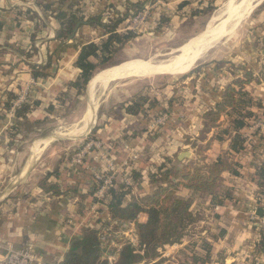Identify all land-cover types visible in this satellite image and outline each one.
Segmentation results:
<instances>
[{
  "label": "crops",
  "instance_id": "obj_1",
  "mask_svg": "<svg viewBox=\"0 0 264 264\" xmlns=\"http://www.w3.org/2000/svg\"><path fill=\"white\" fill-rule=\"evenodd\" d=\"M58 1L0 0V114L4 110V107H7L6 103L9 94L18 95L28 89L29 94L34 99L33 101H36L37 104L35 108L32 106L31 112L23 119L25 127H28V125L34 126V122H40L44 119L49 104H53L56 108L57 98L60 95H67L73 89L78 90L72 84L78 80L81 74V70L76 64L81 47L88 42L100 44L109 35L102 25L95 23L88 24V21H82L78 23L79 26L77 24L71 36L58 40L56 36L60 25L53 17L59 7ZM90 1L91 4L83 3V6L82 4L80 5L82 2L80 0L79 6H82L84 11L91 8V6L99 8L100 11L95 13L94 17L102 15V24L112 25L116 20L120 18L125 19L128 16L129 12H123L122 10L128 8L125 3L131 0H119L120 2L117 0H110L109 2L105 0ZM179 1H181L178 5L179 9H184L189 3V0ZM93 2L95 5H92ZM105 2L118 15V18L109 20V23L103 21L102 6ZM183 3L186 4L181 6ZM44 7L50 9L51 12L47 13ZM52 11H54L53 14ZM124 21L119 25L117 32L122 33L120 29ZM94 32H101L102 34L100 33L101 36L99 38H95L92 36ZM97 40L100 41L98 42ZM46 64L49 65L44 73L35 77L33 75V66ZM115 65L99 68L101 69L100 73L103 74L101 78L102 82L108 79L102 87L93 89L92 86V80L97 75L98 69L93 74L92 79H90L91 82L89 81L90 83L88 82L85 85L90 101L89 110L93 109L92 116L96 109L97 92L106 90L110 85L118 81L121 78V69L127 70L129 67V64ZM191 78L193 79L194 77ZM233 82L234 80L230 85L234 86ZM254 83H256L255 78L251 77L249 82L244 84L243 89L252 97L253 105L249 109L255 113L254 118H256L263 109L264 102H262V95H260L261 99H259L254 93L256 90L253 89V86H259L260 84ZM88 84L90 86L87 88ZM225 86L218 87L216 91H211L212 101L211 99H207V102L205 101L210 107L203 112L204 115L206 113L208 115L211 111H214L217 104L222 101L227 88ZM258 105L261 106L259 107ZM143 110L141 109L138 114H129L123 109L119 112L120 115L117 120L112 123L110 121L109 126L103 127L102 124L96 132L103 134L107 140L113 141L119 138L120 134H124L125 132L132 134L134 131V137L131 142H134V144L140 142L138 145L146 150L144 151V155H146L144 161L140 164L141 167L143 164L144 167L147 164L149 166L152 161L157 160L156 154L160 155L161 161V163L156 165L157 167L164 164L170 167L173 164L178 168L177 170L187 167L193 170L197 166L201 167L204 173H209L210 166L220 157L228 161L232 166L221 172L218 185L213 187L211 191L204 192L188 189L182 184L178 186L176 195L191 202L190 212L194 220L188 224L189 227L187 229L195 224L197 226L198 223L206 224V226L198 232H191L190 230L186 232L185 230L181 241L173 244V246L182 248L188 240L196 239H199L202 244L207 242L211 246V256L204 264H248L254 258L257 259L263 255L262 250H260L262 231L258 226V221L252 217L253 211L257 210L258 214L260 209L261 197L259 194L258 171L260 166L264 164L263 146L261 145V148L257 149L251 141L250 133H248V125L254 118L246 119V127L240 130V134L246 139L244 148L234 151L231 148V144L236 132L231 130L232 118L223 112L214 125L206 126L205 119L207 115L201 119L197 117L199 119L197 134H204L201 147L205 149V163L202 160L200 163L195 161L197 157L193 149L189 152L185 151L188 147H191V143L184 142L179 138L174 141L176 145L168 146L170 151L167 153L160 149L158 153L156 151L157 148L151 149L149 145L150 141L145 139V136H147L146 129H144L143 125H140V123H144L140 119L141 113L144 112ZM1 119L0 115V137L4 134L3 129L7 128L6 123ZM91 119L93 118L86 119L85 125L88 124L87 120ZM227 122L229 123V127L220 129L224 128L223 125ZM216 129H220L221 131L218 132ZM226 129L230 131L224 133ZM258 132L261 131L257 128L252 134L258 135ZM141 138L143 140L140 141ZM259 139L262 141L261 137ZM112 141L104 142L110 148L109 153L117 157L118 153L115 146L120 145V142L117 140L116 142L114 141L115 143H112ZM190 141H192V138H190ZM248 144H250V148H248ZM0 145H2V142H0ZM193 147H198V145ZM121 148L122 145L118 150H122ZM227 149L230 153L235 154V159L232 160L230 158V153L226 158L222 155ZM5 152L6 149L1 150L0 147L1 187L8 185L6 182L9 177L8 164L4 163L3 160L7 159L10 153L2 154ZM184 152L186 154L191 153V158L187 159L188 156ZM173 154H175L174 157ZM198 155L200 154L198 153ZM32 157L33 155H31L30 159ZM169 160L171 164L168 163ZM96 162L88 166H93V168L99 167L100 164ZM63 165L65 167L62 166V163H58L56 166L58 173L56 175L52 171L53 169L47 172V181L58 187H37V190L34 189L32 197H18L14 203V206H16L15 210H10L9 207L7 210L3 208L0 210V241L12 243L17 247H22L27 242L32 241L35 243L36 249L43 254L47 261H64L70 251L72 242L82 236L85 228L101 227L108 214L106 215V213L100 211L104 209V206L97 207L99 210H95L94 213L89 211L90 205L93 203V194L90 193L92 190L90 170L87 166H84L76 174L70 170V163L68 165L64 163ZM27 166L22 171L18 180L14 181L13 184H9L8 187H21L25 183L23 175L28 170ZM232 171H236L237 173L235 174ZM151 172L155 171L152 170ZM140 173L142 174L141 178L143 181L137 187H152L148 185L149 179L146 172L140 171ZM172 179L173 181L175 180L174 182L184 181L181 176H178V178L172 177ZM53 189H56L57 193ZM197 197H201V199ZM202 198L204 201H202ZM201 201L203 203H200ZM197 213L202 216L198 218ZM139 220L141 222L146 221L147 215L144 213L140 214ZM201 252L203 253L196 252V256L201 258L206 257L207 252L203 246ZM188 264H201V259L195 261L192 257Z\"/></svg>",
  "mask_w": 264,
  "mask_h": 264
},
{
  "label": "rangeland",
  "instance_id": "obj_2",
  "mask_svg": "<svg viewBox=\"0 0 264 264\" xmlns=\"http://www.w3.org/2000/svg\"><path fill=\"white\" fill-rule=\"evenodd\" d=\"M105 1L109 2L110 0ZM117 1L120 2L119 0ZM180 2L179 0L127 1L125 5L128 8H124L122 11H128L129 13L127 12L128 16L125 18L120 31L124 33L132 30L137 32L138 36L122 50L109 56L107 67L116 66L115 64H130L135 61L149 60L150 58L157 61H166L176 54L178 52L177 49L187 40L194 35L202 33L216 13L223 12L228 6L235 8L242 0H189L188 5L184 9H179L178 5ZM78 3H80V0H78ZM83 3L91 4V1L82 0L80 5L84 6ZM92 5H95L94 2ZM88 7L90 6L88 5ZM75 9L78 10L79 16L83 18V21H88L91 17H94L95 13L100 11L99 8L93 6L86 9V11H84L82 6L78 5H76ZM102 10L105 23L118 18V15L114 13L106 2L103 4ZM231 29L230 35H225L223 39L221 38L210 47V51L208 50L205 53L206 55L201 59L202 61L200 60L193 69L184 74H160L146 77L131 76L123 79L121 77L106 90L98 91L95 101L96 109L93 116L92 113L88 112L90 101L88 90L84 87L81 92L73 89L67 95H60L57 98L56 108L53 104H49L44 119L40 122H34V126L28 125V127H25L23 119L27 116L21 118L15 115V110L19 106L14 107V103L17 102L21 93L18 94L11 101V106L9 108L4 107L0 114L1 120L7 125V128L3 129V136L0 137V142H2L0 147L1 150L6 149V152L2 154L10 153L7 159L3 160L4 163L8 164L9 177L7 182L3 181L8 183V185L6 187L0 186V210L2 208L7 210L8 207L10 210H15L16 206H14V203L18 197H32L34 189L37 190V187H58L47 181V172L53 169L52 171L56 175L58 173L56 167L58 163H62L63 167H65L64 163L68 165L90 138L99 140L102 143V147L101 149L94 148L91 151L85 167L87 166L88 169L91 168L92 170L94 168L97 170L104 169L101 158L98 157L99 153H104L108 157L112 156L114 162L119 165L125 159H128L133 171L132 184L126 185L124 183V177L127 174L125 171L129 170L122 168L116 173V185H123L124 189L130 193L127 199L132 196L143 198L153 194L160 182L151 183L150 174L152 170L155 173L159 172V168L156 165L161 163L160 155L156 154L157 160L152 161L150 164L152 166L147 164L144 167L143 164L141 167L140 164L144 161L146 156L144 151L146 150L138 145L140 142H137V144L131 142L134 137V131L132 134L127 132L120 134L119 138L113 141L107 140L103 134L96 132L102 124L103 127L109 126L110 121L112 123L117 120L120 115L119 112L123 109L125 110L127 104L130 109L138 110L135 114L144 109L140 119L145 124L142 122L140 125H143L144 129H146L147 136H145V139L150 141V144H148L151 149L157 148V152L160 149L167 153L170 151L168 146L176 145L174 141L179 138L184 142L191 143V147H188L185 151L189 152L193 149L196 152V162L202 160L205 163V149L201 147L204 134H197L199 128V119L197 117L200 119L204 116L206 117L207 113L204 115L203 112L210 107L206 102L208 101L207 99L212 98L211 91H216L218 87L225 85V87H228L236 79L250 80L251 77H254L256 83L260 84L259 86H253V89L256 90L254 93L259 99H261L260 95H262V102H264V0L256 4L250 14ZM100 33L94 32L92 36L99 38L102 34ZM100 72L101 69H98V73ZM191 77L194 78L192 79ZM89 86L90 84H88L87 88ZM27 93V104L35 108L36 101H33L34 99L29 92ZM85 117H89L86 119H95L89 129L85 127ZM209 123L211 122L207 115L205 119L206 126ZM223 126L224 128L220 129L229 127V123L227 122ZM257 128L261 131L257 133L259 136L252 134ZM220 129L216 130L219 132L221 131ZM80 130L87 131L73 135L75 131ZM248 131L256 148L259 149L262 145V149H264V106L259 115L251 120L248 125ZM135 132L138 133L137 130ZM259 137H261L262 141H260ZM190 138H192V141H190ZM117 140H119L120 145H114L119 155L116 157V155L109 153L110 148L104 141H112L113 143ZM121 145L122 150H118ZM197 145L198 147H193ZM249 145L248 148L251 147ZM12 150L13 152H11ZM229 153L227 149L222 155L226 158ZM230 154V158L232 160L235 159V154ZM31 155L35 158L30 159ZM186 155L188 156L187 159L191 158V153ZM93 162L99 163L100 166L94 168L93 166H88ZM168 163L171 164V161L169 160ZM171 165L170 167L178 169L173 164ZM26 166L28 170L23 175L25 183L23 185L18 183L21 187H8L9 184H13L14 181L18 180ZM65 169L67 170V168ZM80 169L82 168H70L76 174ZM91 169H89L90 172ZM139 170L146 172L149 179L148 185L152 187H137L143 181ZM149 172L150 174H148ZM136 173L139 174L137 178L134 177ZM53 191L57 193L56 189H53ZM92 198L93 203L90 205L89 211L94 213L95 210L98 211L99 209L94 207L95 200L93 195ZM197 198L201 199V197ZM203 198L202 201L205 199ZM202 201L200 203H203ZM100 211L104 212L105 210L101 209ZM197 215L198 218L202 216L199 213ZM205 226L206 224L198 223L197 226L195 224L187 229L188 225L185 230L186 232L189 230L198 232ZM199 243L200 240L196 239L188 240L182 248L173 245L160 247V258L152 259L145 264H188L191 258L197 255L196 252L203 253L201 252L202 243ZM260 263L264 264V255L259 256L257 259L254 258L248 264Z\"/></svg>",
  "mask_w": 264,
  "mask_h": 264
},
{
  "label": "trees",
  "instance_id": "obj_3",
  "mask_svg": "<svg viewBox=\"0 0 264 264\" xmlns=\"http://www.w3.org/2000/svg\"><path fill=\"white\" fill-rule=\"evenodd\" d=\"M58 2V10L53 17L60 25L56 38L63 40L74 33L77 24L82 22L83 18L79 16L78 10L75 9L76 5L79 6L78 0H59ZM184 4L186 3L181 6ZM48 7L50 8L49 5ZM44 9L47 13L51 12L46 7ZM53 13L54 11H52ZM101 17L102 15L92 17L88 20V24L102 25L109 35L100 44L88 42L81 47L76 60L81 74L78 80L72 84L79 92L91 81L90 79H92L97 69L107 67L109 56L122 50L129 41L138 36V33L132 30L124 33L117 32L119 25L125 19L120 18L112 25H107L102 24ZM48 65H34L33 75L37 77L39 74H43ZM247 82H249V79H236L234 86L229 85L226 88L222 101L217 104L216 109L208 114L211 122L208 125H214L223 112L232 118L231 130L236 132L231 144V148L234 151L244 148L246 139L242 137L240 130L246 127V119L255 117V113L249 109L253 105L252 97L243 89L244 84ZM16 97L17 95L15 94H9L6 103L7 108L11 106V101ZM35 104L37 103L35 102ZM258 106L260 107L261 105ZM31 109L32 106L25 102L15 110V115L25 118ZM125 110L129 114H135L138 111L130 109L128 104L125 106ZM229 131L226 129L224 133ZM231 167V164L221 157L210 166L209 173H204L202 168L197 166L193 170L189 167L177 170L164 164L158 167L159 172L150 174L151 183L160 182L153 194L143 198L132 196L127 199L130 193L124 189L123 185L117 186L119 189H111L108 212L115 220L135 222L139 246L135 248L129 244L124 245L117 260L109 263L103 259L104 251L101 248L99 239L101 228L106 225L103 222L99 228L88 227L84 229L82 236L72 242L70 251L64 261H62V264H145L152 259L159 258V248L179 243L184 236L188 222L190 223L194 220L190 212L191 202L176 195L178 186L182 184L188 189L204 192L211 191L213 187L218 185L221 172ZM232 172L237 173L236 171ZM138 175L136 173L134 177L137 178ZM178 176H181L184 181L174 182L172 177L178 178ZM258 178L259 194L262 197L264 196V164L259 168ZM90 193L93 194V191ZM142 213L147 215V220L144 222L139 220V215ZM261 242L260 250L263 248V237ZM202 246L207 252L206 257L201 258L195 255L193 258L195 261L201 259V264H204L210 259L211 246L207 242H204Z\"/></svg>",
  "mask_w": 264,
  "mask_h": 264
},
{
  "label": "built area",
  "instance_id": "obj_4",
  "mask_svg": "<svg viewBox=\"0 0 264 264\" xmlns=\"http://www.w3.org/2000/svg\"><path fill=\"white\" fill-rule=\"evenodd\" d=\"M28 89L21 92L19 99L14 103V107H18L21 103L27 101ZM13 107V108H14ZM102 147L99 140L90 138L82 149L73 157L70 162L71 167L82 168L86 165L90 158L91 151L94 148ZM104 169L97 170L91 168V191H93L94 207L104 206V212L108 217L104 219L105 226L101 228L99 239L101 248L103 249V259L109 263L117 260L124 245L129 244L137 248L139 239L133 221H119L113 219L108 213V203L111 199V189L118 188L115 180L116 173L122 168L128 169L124 177L126 185L132 184L133 171L131 169L130 160L125 159L119 164L115 163L113 157H108L104 153H99ZM132 160V159H131ZM134 181V180H133ZM125 185V186H126ZM128 188V187H125ZM260 208L263 210L262 216L257 214V210L253 211L252 217L258 221L259 228L262 231L263 237V255H264V196L261 197ZM160 258V257H159ZM0 264H62V261H47L43 254L40 253L32 241L27 242L22 247L14 246L12 243L0 241Z\"/></svg>",
  "mask_w": 264,
  "mask_h": 264
},
{
  "label": "bare ground",
  "instance_id": "obj_5",
  "mask_svg": "<svg viewBox=\"0 0 264 264\" xmlns=\"http://www.w3.org/2000/svg\"><path fill=\"white\" fill-rule=\"evenodd\" d=\"M261 1L262 0H242V2L237 4L235 8L228 6V8H226L223 12H219L218 14L216 13L211 18L209 24L202 33L196 36L194 35L183 45H181L180 48H176L178 52L172 55L168 60L164 61L162 59L163 61H157L150 58L149 60L135 61L131 65L129 64L127 70L121 69V77H146L160 74H183L190 71L193 69L195 64L206 55L205 53L210 47L217 43L221 38L223 39L225 35L227 36L229 33H231V28L237 26L246 16L250 14L251 10L256 6V4L261 3ZM102 75V73H99L93 78V89L102 87L108 81L107 79L105 82H102ZM88 112L93 113V109L89 110ZM94 121V118L87 120L88 124L85 125L86 129H89ZM82 131L87 130H80L77 132L75 131L73 135H77L76 133H81Z\"/></svg>",
  "mask_w": 264,
  "mask_h": 264
},
{
  "label": "water",
  "instance_id": "obj_6",
  "mask_svg": "<svg viewBox=\"0 0 264 264\" xmlns=\"http://www.w3.org/2000/svg\"><path fill=\"white\" fill-rule=\"evenodd\" d=\"M78 26H79V24H78ZM77 28H78V27H77ZM262 214H263V210L260 208L259 211H258V215H259V216H262Z\"/></svg>",
  "mask_w": 264,
  "mask_h": 264
}]
</instances>
